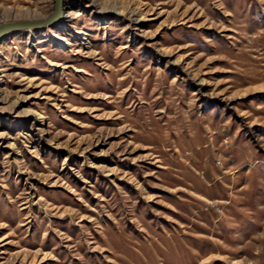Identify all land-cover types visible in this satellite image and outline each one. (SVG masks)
I'll list each match as a JSON object with an SVG mask.
<instances>
[{
    "label": "rangeland",
    "instance_id": "rangeland-1",
    "mask_svg": "<svg viewBox=\"0 0 264 264\" xmlns=\"http://www.w3.org/2000/svg\"><path fill=\"white\" fill-rule=\"evenodd\" d=\"M61 11L0 40V264H264V0Z\"/></svg>",
    "mask_w": 264,
    "mask_h": 264
},
{
    "label": "water",
    "instance_id": "water-1",
    "mask_svg": "<svg viewBox=\"0 0 264 264\" xmlns=\"http://www.w3.org/2000/svg\"><path fill=\"white\" fill-rule=\"evenodd\" d=\"M61 6H62V0H55V9H54L53 14L49 18L44 19V20L15 21V22H9V23H4L0 25V40L6 37L7 35L14 33L16 31L25 30L29 28H41L46 25L52 24L57 19L61 18L62 16Z\"/></svg>",
    "mask_w": 264,
    "mask_h": 264
},
{
    "label": "bare ground",
    "instance_id": "bare-ground-1",
    "mask_svg": "<svg viewBox=\"0 0 264 264\" xmlns=\"http://www.w3.org/2000/svg\"><path fill=\"white\" fill-rule=\"evenodd\" d=\"M120 13V12H119Z\"/></svg>",
    "mask_w": 264,
    "mask_h": 264
}]
</instances>
